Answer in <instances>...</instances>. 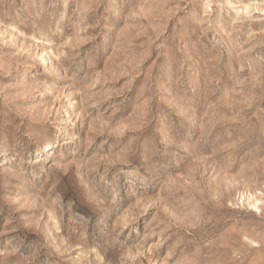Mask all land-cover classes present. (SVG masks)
Instances as JSON below:
<instances>
[{
    "label": "rangeland",
    "instance_id": "374dc122",
    "mask_svg": "<svg viewBox=\"0 0 264 264\" xmlns=\"http://www.w3.org/2000/svg\"><path fill=\"white\" fill-rule=\"evenodd\" d=\"M0 264H264V0H0Z\"/></svg>",
    "mask_w": 264,
    "mask_h": 264
},
{
    "label": "bare ground",
    "instance_id": "6f19581e",
    "mask_svg": "<svg viewBox=\"0 0 264 264\" xmlns=\"http://www.w3.org/2000/svg\"><path fill=\"white\" fill-rule=\"evenodd\" d=\"M53 143H54V142H53V140L49 141V142H48V144H47V145H48V147H47V148H50V147H52V146H53Z\"/></svg>",
    "mask_w": 264,
    "mask_h": 264
}]
</instances>
